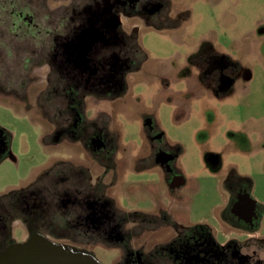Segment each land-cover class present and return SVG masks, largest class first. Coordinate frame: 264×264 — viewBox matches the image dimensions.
I'll list each match as a JSON object with an SVG mask.
<instances>
[{
  "label": "flooded vegetation",
  "instance_id": "af4514ba",
  "mask_svg": "<svg viewBox=\"0 0 264 264\" xmlns=\"http://www.w3.org/2000/svg\"><path fill=\"white\" fill-rule=\"evenodd\" d=\"M51 1L54 9L43 23V13L27 7L31 3L14 11L11 0H3L6 30L12 31V20L15 36L24 39L0 44V66L46 64L56 72L62 89L51 95L57 103L49 123L51 142L75 147L78 156L53 163L45 185L36 180L0 197V255L42 236L93 258L96 250L110 254L108 264H264V241L256 238L263 209L252 200L245 179L223 178L221 216L215 206L218 213L210 220L191 222L180 154L163 147V134L151 119L143 126L147 151L126 160L117 132L102 124L104 113L87 115V100L120 97L126 73L140 69L138 32L176 27L189 11L169 0ZM192 60L199 80L216 93L232 87L237 70L230 59L209 50ZM3 88L10 91L11 80L4 79ZM9 149L0 129V162ZM207 163L217 171L213 155ZM142 175L146 178L140 180ZM15 226L21 228V241L13 236ZM219 226L235 238L219 234Z\"/></svg>",
  "mask_w": 264,
  "mask_h": 264
},
{
  "label": "rangeland",
  "instance_id": "374dc122",
  "mask_svg": "<svg viewBox=\"0 0 264 264\" xmlns=\"http://www.w3.org/2000/svg\"><path fill=\"white\" fill-rule=\"evenodd\" d=\"M169 1L177 8H186L189 15L176 27L140 30L143 54L136 55L140 69L126 73L120 97L87 100V115L104 113L107 119L102 124L111 134L117 132V144L126 160L147 151L143 126L151 119L163 134V147L180 154L178 166L191 193L186 203L191 222L210 220L218 213L215 206L220 207L221 216L223 178L233 174L245 179L252 200L263 209L256 238L264 241V0ZM11 3L14 11L31 3L27 7L40 15L42 12L43 23L54 9L51 0ZM3 10L0 0V44L23 42L19 34L15 36L18 32L12 20V31L9 34L6 30ZM209 50L230 59L237 70L232 87L223 94L199 80L192 60ZM14 55L12 59L17 58ZM9 68L0 66V129L10 145L9 156L0 162V197L36 180L45 185V175L53 163L68 160L69 154L78 156L75 147L51 142L49 123L57 107L52 96L62 89L56 72L46 64ZM4 79L11 80L10 91L3 88ZM24 82L26 88L21 90ZM212 155L218 163L216 172L207 163ZM222 228L219 226V234L235 238ZM12 232L21 241L20 226L13 227ZM76 234L75 239L80 240L82 236ZM96 253L94 258L100 264H108L112 258Z\"/></svg>",
  "mask_w": 264,
  "mask_h": 264
},
{
  "label": "water",
  "instance_id": "95a60500",
  "mask_svg": "<svg viewBox=\"0 0 264 264\" xmlns=\"http://www.w3.org/2000/svg\"><path fill=\"white\" fill-rule=\"evenodd\" d=\"M249 209L255 202L249 201ZM234 213V210H232ZM0 264H100L92 256L74 252L42 236L13 244L0 255Z\"/></svg>",
  "mask_w": 264,
  "mask_h": 264
}]
</instances>
